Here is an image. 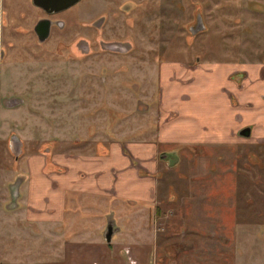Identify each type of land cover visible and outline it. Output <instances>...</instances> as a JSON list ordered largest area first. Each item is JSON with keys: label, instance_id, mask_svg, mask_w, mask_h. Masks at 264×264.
<instances>
[{"label": "rangeland", "instance_id": "1", "mask_svg": "<svg viewBox=\"0 0 264 264\" xmlns=\"http://www.w3.org/2000/svg\"><path fill=\"white\" fill-rule=\"evenodd\" d=\"M120 1L79 0L58 14L64 28H52L39 43L33 25L44 13L31 0H0V196L11 198L10 180L1 181L6 170L17 176L41 142L85 150L142 143L168 149L170 164L179 149L178 162L157 175L153 204L123 202L120 214L95 211L87 233L106 242L111 219L118 227L112 242H154L155 264H199L200 253L212 259V242L217 253L235 242L236 264H264V144L179 146L158 137L162 109L177 108L201 128L214 127L215 105L207 98L221 85L219 68L246 69L247 81H254L242 82L255 91L251 103H264V0H132L126 7ZM198 14L205 28L192 34L189 24ZM108 44L128 47L118 53L105 49ZM205 77L208 83L189 88ZM183 82L179 94L191 98L185 102L169 90ZM163 127L174 132L180 126ZM12 135L24 141L17 159Z\"/></svg>", "mask_w": 264, "mask_h": 264}, {"label": "crops", "instance_id": "2", "mask_svg": "<svg viewBox=\"0 0 264 264\" xmlns=\"http://www.w3.org/2000/svg\"><path fill=\"white\" fill-rule=\"evenodd\" d=\"M234 70L218 69L216 78L221 85H216L218 89L207 98L215 105L212 108L216 121L214 127L209 130L201 128L195 116H189L188 112L177 108L162 109L159 122L163 130L159 131L158 137L168 144L179 146L195 140L218 144H264V103L257 107L253 104L243 107L247 99L256 103L255 91L245 88L246 84L254 81L244 80L245 85L240 87L231 77ZM249 71L254 76L255 68ZM208 80L207 77L193 80L189 88L194 90L196 85H204L203 82L208 83ZM183 86L184 82L175 89L169 86L170 93L174 90L180 101H189L191 98L187 93L179 94ZM259 96L264 99L262 93ZM172 103H175L174 100ZM194 107L192 103L187 110ZM169 110H172L170 114ZM199 116L204 117L203 111ZM174 119L177 122H171ZM259 120L260 123H256ZM171 123L180 126L177 131H168L163 127ZM245 124L253 125L250 138L236 134L238 128ZM24 163L23 171L17 176L13 178L8 169L1 180H10V186L16 183L17 194L14 202L12 196L10 199L5 195L0 196L3 203V206L0 205L3 207L0 215V264L156 263L154 242H112L118 230L112 234L110 242H94L93 232L87 233L93 230L90 229L93 227L89 216L91 218L95 211L116 208L120 214L119 207L123 206V202L132 201L138 205L155 202L157 175L166 165L158 158L156 146L110 142L87 150L48 148L41 151L36 147L30 151ZM23 184L25 189L20 202L19 188ZM99 222L97 226L101 228ZM216 245L217 242H212V259H206L204 253H200L199 264H236L238 255L234 252L235 242H228L229 249H220L218 253ZM222 257L223 260H217Z\"/></svg>", "mask_w": 264, "mask_h": 264}, {"label": "flooded vegetation", "instance_id": "3", "mask_svg": "<svg viewBox=\"0 0 264 264\" xmlns=\"http://www.w3.org/2000/svg\"><path fill=\"white\" fill-rule=\"evenodd\" d=\"M79 1V0H78ZM77 1V2H78ZM132 0H122L118 3L119 6H124L126 7V4L128 5V2L130 3ZM32 2V0H31ZM32 4L40 9L44 15H42L41 17H39L35 24L33 25V31L35 33V38L36 40L39 42V43H45L46 41L49 40V38L51 37L52 35V28H58V29H61V28H64V20H62V18H60V16L58 15L60 12H63V11H66L67 9H69V7L73 6H69V7H66L62 10H59V11H53V12H47L46 10H44L43 8L35 5L33 2ZM75 4V3H74ZM58 15V16H57ZM205 28V25L203 23V19H202V16L200 14L198 15H195V17L193 18V21L191 22V24H189V31L192 33V34H195L197 32H202V30ZM129 45V43H128ZM127 44H108V46L105 47V49L107 50H111V51H114V52H118V53H121L122 51H125L126 48L125 47H128ZM91 47L88 45V43L86 44V50L87 51H91ZM130 49V48H129ZM68 52L71 53V55H75L74 52H75V49L74 52L72 49L70 48H67ZM128 50V49H127ZM4 54V51L2 49H0V59L2 57V55ZM262 70V69H261ZM261 72V71H259ZM264 76V73L263 71L261 72V77ZM231 77L232 79H234L236 82H237V85H239L240 87L243 86L242 82L244 80H247V78H249V75H248V71L246 69H236L234 70L232 73H231ZM250 79V78H249ZM186 94H184V98H186ZM234 101L236 103H238V101L236 99H234ZM252 106V103L250 100H245L244 104H243V107H250ZM252 130H253V125L252 124H245L243 126H241L240 128H238L237 130V136H240V137H244V138H250L252 136ZM22 141V150L24 148V141L22 139H20ZM207 142V141H206ZM205 141H190V142H184V146L185 145H188V144H204L206 143ZM42 143V148L39 149L41 151H44L48 148L50 149H53V144L52 142H41ZM41 143L39 142L38 145H41ZM208 143V142H207ZM39 148V147H38ZM124 149L125 146H124ZM168 149H161L159 152H158V158L165 161V158L168 157L170 154L168 153ZM23 152H21L19 154V156L22 154ZM161 154H164L166 155L165 157H161ZM18 156V157H19ZM17 157V158H18ZM15 158V157H14ZM15 158V159H17ZM180 158V155H179V149H178V152L176 153V155L173 156L172 159H174L175 163L173 164H170L168 162H166V165H174L178 162ZM12 186V185H11ZM11 186H9V189H10V193H11ZM12 196V195H11ZM16 197V196H15ZM13 200L12 202H14L15 198L12 197ZM107 242V241H106ZM97 264V263H96Z\"/></svg>", "mask_w": 264, "mask_h": 264}, {"label": "water", "instance_id": "4", "mask_svg": "<svg viewBox=\"0 0 264 264\" xmlns=\"http://www.w3.org/2000/svg\"><path fill=\"white\" fill-rule=\"evenodd\" d=\"M78 0H32V2L46 10L47 12H53V11H59L62 10L66 7H69L76 3ZM9 147L11 151L13 152L15 158L19 156V154L22 152V141L20 138H18L16 135H12L10 142H9ZM166 155L161 154V157H165ZM17 194V189H16V183L12 184L11 186V195L12 197H15ZM118 229L117 226L114 225L113 220H108L104 229V238L107 242L111 240L112 234L116 232Z\"/></svg>", "mask_w": 264, "mask_h": 264}]
</instances>
